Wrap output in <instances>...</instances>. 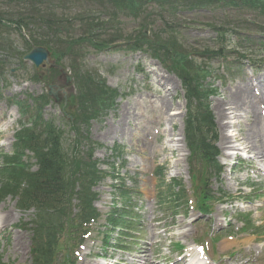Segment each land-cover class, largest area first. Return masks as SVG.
<instances>
[{"label": "rangeland", "instance_id": "1", "mask_svg": "<svg viewBox=\"0 0 264 264\" xmlns=\"http://www.w3.org/2000/svg\"><path fill=\"white\" fill-rule=\"evenodd\" d=\"M138 1L139 0H22V7H18L14 0H0V14L6 11L7 15L3 17L7 20L14 19L15 15L25 16L27 18L25 21L28 22L30 28L35 31H40L41 33L46 29H51L47 27L63 23L62 30L57 28H53V30H59L64 37H67V30L72 31L71 36L78 33L76 31L77 27L75 26L77 22L76 16L78 18L82 12H87V14L92 15L101 12L103 15V22H107L106 20L110 19L108 21L112 22L114 26L117 25V30H113V25L111 24L112 26H110L109 23H106L105 27H103V37L116 41L118 45L125 46L124 44H126L125 41H127V39L132 40L134 37L138 39L144 38L143 22L146 23V20L143 18L136 20L137 15L134 17L135 14H133L134 6L139 3ZM200 1L201 0H182L179 6L183 8L190 2L197 4V2ZM210 1H214L216 4L226 5L225 3L248 0H203L201 4ZM210 4L213 3H209L208 5ZM162 11L163 10H161L159 6H154L151 10H148L147 15L139 13L145 19L150 17V20L155 22L152 33L161 32L162 36H153L152 40L159 41V43L164 42L161 40H166L164 31L167 28L162 23L161 14L164 13ZM249 13L251 12L245 9L239 10L233 7H227L223 11H221L220 8V10L209 9L200 12L195 10L190 13L180 14L182 16L181 22L183 27L180 28L181 31L178 37L184 41L187 46H193H189L190 49L185 48L189 52L193 50L192 48L200 49V46H208L209 48L217 50L220 44L216 42L215 32L207 26H218L219 21L222 22L221 18H224V16H232L233 18L241 17L250 23L256 22L255 14L248 15ZM53 14L59 17H52ZM112 15L115 16L114 19ZM65 18L70 21L64 22ZM29 19L33 20L29 21ZM49 19L54 22L52 26L47 25ZM192 22H195L196 25L191 24ZM263 22V19L259 20V23ZM12 25L13 23L10 24L11 27L9 28L8 25L1 26L0 24V154L11 152L12 143L14 141L13 134L17 130V125L19 123V115L12 101L16 99L24 100L30 107V110L38 109L36 98L44 92L46 87V76L43 73L45 70H42V77L39 81L29 62L20 64V62L16 60L15 52H27L29 49L28 46H30L32 42L30 40L29 43H26L21 35L13 30ZM195 27L202 29H194ZM255 27L256 26L253 25L249 27V31L243 30L245 33L244 37L240 39L241 44L239 46L237 39H230L229 37L227 48H232L236 43L239 50L247 51L251 48L253 50L259 49L255 43L257 40H263L264 37L256 36ZM31 36L33 38V35ZM45 36L50 39V45L54 47L55 44H53V42H55V36H53L51 32ZM8 44H11L15 48V51L8 47ZM167 50L170 51V48ZM261 50L264 51V47H262ZM59 52H61V50L58 51V53ZM178 54L185 56L183 53ZM173 56L176 59H183L185 64L184 70L196 80V85L200 84L203 73L195 68L192 61L189 59L184 61L185 57ZM75 57L76 55L64 58L63 67L72 77V83L74 84L75 82V86L80 92L79 96H81L79 100L85 109L86 106L84 104L86 102L96 107L99 102H95L98 96L94 92L92 97L90 96L92 91L89 82L93 80V83H95V79H97V77L94 76L96 73L93 70L101 74L108 85L126 94V97H123L122 100L117 99L116 108L112 111H108L102 118L94 119L87 124H84L83 120H80L76 122L73 128L68 126V124L72 122V117L69 114L71 108L63 111L59 103L54 105L46 104L40 107V115H42V120L44 122L53 120L56 127L59 126V130H62L64 149L69 150L71 153L72 147L78 144L79 147H77L76 151L79 152V155H82L88 149L87 143H90V145L95 146L93 147V159L99 162L100 168H102V170H108L111 165H113L115 174L125 181V186L127 188L134 187L133 191H138V194H134V203L137 208L139 205L143 206L142 212L144 213L146 235L144 239H141L142 241L139 242L140 245L137 246V251L139 256H144V259L147 260V264H149L150 250L149 246L144 243H150L153 238L156 239L157 234L160 232L151 220L153 214H156V203L153 192L155 179L151 177L152 172L157 165H163L168 170L166 176L167 180L173 175L185 177V179L187 176L185 165L186 150L182 147L183 142H181V137L183 135V126L181 122L184 114L185 101L180 80L175 75L163 69L158 61L149 56H143V54L139 52L127 53V49H122L120 46L109 52L97 53L91 51L88 53L86 61L84 62L85 66L82 64L83 68H81L83 71H88L85 75L71 68V64L75 62ZM4 58L10 60V65H7L6 61L2 63ZM232 59L235 61L232 62L229 59L227 63L219 59H213V61L208 62L201 61L200 59H194V61L198 65L205 62L204 64L209 66L213 72L211 82L214 83L216 93L209 99V103L218 122L219 137L221 138L220 131L221 128L223 129V121L228 115L229 119H226V121H230L227 123V128L231 125L232 130L229 131V135H231L235 141L230 146L236 148V150L239 149L240 153L251 159L252 155L250 153L241 150L245 148V146L241 144L247 139L245 135L246 125L242 122L243 119L240 118L238 120L235 116L233 117V114H230L231 111L227 110V105H225V108L222 106L223 104H227V101L236 92L238 87L242 86L240 85L243 84L242 80L248 78L249 75L248 66L246 65L243 67L241 66L242 69H244L245 77H241V69L237 76H235L236 69H233L231 74H229L228 71L223 68V65L225 66L226 64H234L237 62V59ZM262 63L264 64V56ZM137 64H139V70H143L144 76L149 80L148 83L142 81L144 80L142 74L138 75L136 72ZM83 71L81 72L85 73ZM53 73L54 72H50L48 77L52 78L55 76ZM88 74H90L91 77ZM218 78H222V80L219 81ZM255 78L258 81L260 79H262V81L264 80V66L261 71L256 73ZM205 82L209 83L210 80L208 79V81L206 80ZM153 83L159 90L161 96L155 97L151 96V94H145L144 90L140 91L144 86H150ZM131 86L134 92L127 93L128 90L130 92ZM126 88H128L127 91ZM75 89L72 93L74 95L77 93ZM78 104L81 107L79 101ZM102 106L103 101L101 107ZM93 109L95 110V108H91L92 112ZM223 111L224 115H221ZM86 128L89 129L88 134L84 132ZM153 129L157 132L155 133ZM80 133L82 135H80ZM241 139L243 141H241ZM220 141L219 144H221ZM97 144L100 146H96ZM116 145L123 147L125 150L123 157L125 161L124 166H122V160L120 158H115L112 155L111 148ZM253 166L255 169L252 170L253 173L251 176L258 177L255 178V180L258 181L256 186L261 188L259 191L260 193H264V182H262V184L259 183L262 178L257 174L260 170L256 168L257 164L254 162ZM249 169L250 168H247L248 171L244 169L239 174H231L233 176L224 173L225 191L236 195L239 190L238 179L240 178V180H242L241 177H245L247 173L249 175ZM133 176L136 178L137 187L134 186L132 181ZM251 180L253 179L251 178L249 181ZM108 183L110 182L107 179L104 184L95 188V191L99 194L101 193V199L97 205L102 210H105L104 204L110 199L109 193L111 190L109 187H106ZM140 193L143 195L142 198L139 195ZM2 207H4L5 210L11 211L13 215L12 225L8 226L10 234V236L6 238L8 241L0 240V257L2 258V263L30 264V234L27 230H24V225L31 220L34 210H18L15 200L8 194L0 196V209ZM78 211V209L74 208L72 214L76 215ZM242 211H252V217L255 221L260 222V224L263 225L262 229H264V195L263 198L253 200L251 204L234 202L232 205L217 206L215 214L213 215V220H210L208 223L209 230L217 231L220 238L218 243V255L221 257H218L216 252H214V255L222 264H250L252 262L264 264V232L263 235L258 238L254 235H241L236 233L239 232L236 229L239 228L240 225L230 217V214ZM195 217L197 218V214L192 210L188 211L186 216L178 217L175 226L171 228L172 234L176 232L180 233L179 237L185 239L183 240L185 242H188V238L195 233L200 235L202 231H204L205 223L202 220V222L196 225V223L199 222V220H197L194 224V221H191L193 218L195 220ZM226 221L230 222L229 227L221 230ZM20 225H22V229L18 227ZM11 235L17 236L16 242L20 245L19 249H12ZM228 236L234 237L231 240L228 239ZM71 238V232H67L64 236V239H66V246L61 254H67V252H69L68 245L73 242ZM228 241H232V244H229ZM223 246L226 247V250L222 249ZM95 251L96 250L93 252ZM81 256L85 258L83 253ZM171 259L174 262L175 257L172 256ZM138 260L141 263L135 262V264H144L145 260H143V258H139ZM78 264H93V261L88 257V259H85L83 262L78 261Z\"/></svg>", "mask_w": 264, "mask_h": 264}, {"label": "trees", "instance_id": "2", "mask_svg": "<svg viewBox=\"0 0 264 264\" xmlns=\"http://www.w3.org/2000/svg\"><path fill=\"white\" fill-rule=\"evenodd\" d=\"M93 21L87 22L85 24H91ZM95 23L93 22V25ZM87 37H80L78 40L80 42L86 41ZM89 41V40H88ZM74 42H70L67 46H73ZM136 46L139 45H149V41L139 38L135 40ZM78 43V42H77ZM147 43V44H145ZM89 44H91L89 42ZM170 47V46H169ZM167 48V47H166ZM163 50V48H160ZM179 57H185L186 55H180L175 53ZM170 62V67L176 71L181 77L183 82L189 88V93L197 100H201V91H197L195 86H192L193 83H196V80L184 70L183 59L180 58H170L167 60ZM182 68V70H181ZM90 89L92 97L93 92L96 94L95 86L93 81H90ZM80 92L78 91L77 99L84 110L82 103L80 102ZM99 101L98 106L102 105V100L99 94H96ZM85 112L88 108H92V104L86 102ZM80 107V106H79ZM78 118L86 120L88 117L84 114V111L81 112ZM205 127V133L208 135L209 131L212 132V120L209 112L202 108L201 113L197 115H192L187 119V129L188 134L191 138V144H195L194 135L192 132L195 127ZM46 137L44 140L39 139L35 136L34 133H27L23 142L33 150V152L38 157L39 171L32 178L30 176L29 188L26 192L23 193L20 203L24 205L34 206L37 209L35 219L33 220V232L35 234L34 249H33V259L34 264H51L53 260L52 252H50L51 246L55 243V233L58 230L63 229V222L66 219L67 214L69 213L68 205L71 202V199L74 194L75 183L77 182L80 189L77 193V198L79 199V206L82 207L83 204L87 203L92 195L90 193V186L95 184L98 180L96 176V167L95 161L90 159V155L86 159L78 160L74 158L70 160L69 170H65V165L67 160L65 156L60 153V144L56 136H54V129L49 128L46 131ZM203 143H200L201 146H205L204 139H201ZM63 166V167H62ZM14 175V168H11L8 171H3V174ZM70 174V176L68 175ZM80 175V177H78ZM114 225L120 223L118 218H114ZM47 240L45 248H43V242Z\"/></svg>", "mask_w": 264, "mask_h": 264}, {"label": "bare ground", "instance_id": "3", "mask_svg": "<svg viewBox=\"0 0 264 264\" xmlns=\"http://www.w3.org/2000/svg\"><path fill=\"white\" fill-rule=\"evenodd\" d=\"M260 105H264V92H261L259 98L244 87L237 89L227 102L228 109L235 115L238 113L237 118L243 116L246 122H248L245 132L247 144H243L248 151L253 153L255 158H257L261 164H264V119L258 112V106ZM221 115H224V111ZM222 142L223 144L229 143L228 138L223 137ZM1 211H3V214L0 217V224L2 226L10 224L13 221L11 220L12 214L9 211H6L4 207L1 208ZM16 240L17 236L15 235L12 243L13 250L20 248V245Z\"/></svg>", "mask_w": 264, "mask_h": 264}, {"label": "water", "instance_id": "4", "mask_svg": "<svg viewBox=\"0 0 264 264\" xmlns=\"http://www.w3.org/2000/svg\"><path fill=\"white\" fill-rule=\"evenodd\" d=\"M25 60L31 61L35 68L38 69L39 66L43 64V62H48V53L43 48H37L34 47L31 52L26 54L23 57ZM48 94L55 98V100L58 99V93L50 87V90H48Z\"/></svg>", "mask_w": 264, "mask_h": 264}]
</instances>
